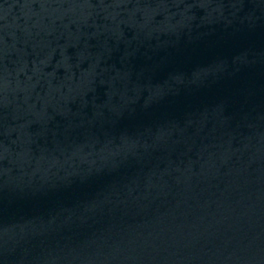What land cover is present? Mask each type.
I'll list each match as a JSON object with an SVG mask.
<instances>
[{
  "label": "water",
  "instance_id": "obj_1",
  "mask_svg": "<svg viewBox=\"0 0 264 264\" xmlns=\"http://www.w3.org/2000/svg\"><path fill=\"white\" fill-rule=\"evenodd\" d=\"M0 264H264V0H0Z\"/></svg>",
  "mask_w": 264,
  "mask_h": 264
}]
</instances>
